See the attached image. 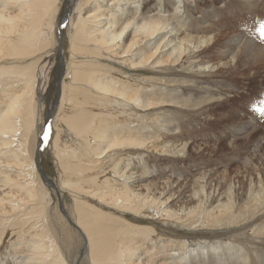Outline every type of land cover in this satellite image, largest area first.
Listing matches in <instances>:
<instances>
[{
  "label": "bare ground",
  "instance_id": "1",
  "mask_svg": "<svg viewBox=\"0 0 264 264\" xmlns=\"http://www.w3.org/2000/svg\"><path fill=\"white\" fill-rule=\"evenodd\" d=\"M61 1L0 0V258L6 240L17 244L28 221L45 214L53 189L60 195L69 190L74 197L77 215L75 220L68 217L87 239L81 261L88 247L90 264H264V170L257 169L254 156L246 158L252 170L243 195L227 177L226 189L212 186L210 175L202 171L191 188H179L178 180H163L159 189L146 182L149 176L168 175L186 156L187 143L178 147L176 141L168 145L162 140L171 126L179 127L178 116L187 107L198 106L193 96L199 93L189 81L202 89L199 75L234 69L235 64L264 69V0H221L220 7L219 0H170L173 13L162 11L166 0H72L67 73L53 110L52 155L59 172L54 181L46 176L43 182V157L35 161L34 152L36 140L44 137L40 108L47 84L42 86L38 71L39 63L50 57L54 61L60 48L55 26ZM238 21L243 29L228 38L223 24ZM209 76L205 83L214 81ZM217 93L221 91H212ZM249 125L244 123L245 130ZM260 139L253 142L254 152L264 150V136ZM153 156L168 163L150 168ZM140 160L143 171L133 167ZM79 195L94 201L78 200ZM175 203L180 204L173 207ZM179 225L194 236L181 234ZM201 225L219 231L250 226L248 232H259L254 238L262 244L251 251L248 237L238 231L223 245L205 244L196 237ZM52 227L30 234L31 244L24 247L30 253L15 252L21 264H70L58 245L46 240ZM72 264H78L76 257Z\"/></svg>",
  "mask_w": 264,
  "mask_h": 264
},
{
  "label": "rangeland",
  "instance_id": "2",
  "mask_svg": "<svg viewBox=\"0 0 264 264\" xmlns=\"http://www.w3.org/2000/svg\"><path fill=\"white\" fill-rule=\"evenodd\" d=\"M166 1H167L166 4L164 5L162 4V11H164L165 13L167 12L173 13L171 1L170 0H166ZM61 2H62L60 7L61 9L57 14L58 22L56 23L55 26V28L58 29V34H59L58 40L60 43L59 45L60 48L59 50L57 49L56 51L54 61H52L50 57L47 59V60L50 59L47 63L46 60H43L39 63L40 71L38 72H40L39 76L42 74L41 75L42 76L41 79L43 80L42 86H45V84H47L45 86L43 105L40 108L41 115L42 112L44 115L43 116L44 128L47 124V119L49 117L50 112H52L53 110L55 111L56 109L54 108V100L57 95V81L61 71H63L64 73L63 77L67 73L68 61L66 60H68L69 58V55L67 54H70L69 52L70 42L67 31V25L69 24L68 20L70 19V17H72L73 14L72 7L74 8V5L71 4L72 0L71 1L62 0ZM222 4L223 2L221 0H219L216 3L218 7H220L219 5ZM220 9H224V8H220ZM142 10L144 11L146 9L142 8ZM199 15H201V13L197 12L196 16ZM223 15H225V13ZM61 18H64L63 21L66 20L65 21L66 23L62 26V29L60 30L59 33V24ZM227 25H228L227 29L225 31L223 30V32L227 34L228 38L229 36H231L232 32L243 29L242 21L223 24V28ZM211 55H213V52L211 53ZM35 56L36 55H34V57ZM37 57L40 59L39 54H37ZM110 64L111 65L116 64L115 66L120 65L113 61H110ZM41 67L43 68L42 70ZM233 68L234 69H230L227 71H225L227 68H223L224 71H220L217 74L214 73V75L210 74L211 76L207 75L209 76L208 77L209 79L212 78L214 80L213 82L211 81L213 86L211 85V82L205 83L207 76H203V75H199L196 78L197 81L203 80V82H200L201 84L200 86L204 87L202 89L194 87L193 81H189L188 86H191V88H193L194 93L195 92L199 93L197 96H193V99H196L195 101H199L198 106L194 110H190V108L187 107V109L189 110L188 111L185 110L186 112H183L182 115L178 116L179 127L171 126L172 129L169 127V129L171 130L166 132L165 138L162 140L163 144H168V145L176 141L175 144L176 145L178 144V147L181 146V143L183 144L187 143L186 153H185L186 156L184 155L185 157L182 158L184 159L183 161L180 160L181 162L180 161L176 162L178 165H175L174 171L169 172L168 175H155V176H149L147 178L146 182L155 183V185H153L155 189H159V187L162 186L163 183L161 182L163 180H167L170 182L172 181L174 183L177 182L178 180V183L180 184L179 188L180 187L191 188L194 185L193 183L196 181L198 176H200L202 173H208L211 178L209 179V181H212L213 184L212 186L219 184L220 186L222 185L225 186L223 187L222 190L226 189L227 185H224L225 183L224 177H227L228 183H233V185L235 183L236 186L237 185L239 186V184H241L240 188L237 186V190H240V194L243 195L244 193L242 190L246 191L247 188H249L250 186L249 181H247L249 180L248 171L252 170L250 166L245 164L246 161L252 156H254L252 161L254 164H257V169L262 171L264 170L263 167L264 150H261L259 152H254L253 150V142L261 140L260 139L261 136H264V96H263L264 69L260 67H256L255 69H253L252 67L247 68L245 67L244 64H239L237 67L235 64ZM45 76L46 78H44ZM172 77L173 78H171V80L173 81L181 82V80H183L181 79L180 76L179 78L177 76H172ZM181 83L188 84V82H181ZM175 84L178 86H185L177 82ZM210 88L213 91V93H215V90H219L221 91V93L212 94ZM188 90L190 89H187V91ZM218 95H222V96L220 97V99L215 100L214 97L215 96L218 97ZM54 116L52 117V121H51V126L49 131L50 133H48L44 143L40 145L41 142L39 143L36 140L37 145L34 152V160L38 162L41 159V157H43V164H39V170L41 165L42 166L41 170L43 173H41V171L38 170L39 173H41L39 177L43 182L46 176L54 181V178H56L59 172L58 166L53 160V155H52L53 147L51 144L53 137L56 133V127L55 125H53ZM37 117H38V122H40L42 117L41 116L39 117V113L37 114ZM172 119L174 120V118ZM222 119L224 120L222 121ZM232 120L234 123L231 122ZM249 121H250V125L245 130L243 125L244 123L249 124ZM135 125L136 123L132 124L131 127ZM262 140L264 142V139ZM247 147H250L249 149L250 151L245 150ZM18 148L19 147H15V149ZM133 156H136V154H133ZM146 156L149 157L148 154ZM77 158L78 156H76V158L73 159H77ZM155 160H157L158 162H155ZM133 161L136 160L133 159ZM140 161L141 162H136V164L133 167L138 169V171H143L145 169L143 165L144 163L142 160ZM148 161L150 163L149 165L150 168L155 167L156 165L161 166L163 164H166L165 162H167L164 161V158L162 159L157 158V156H153L149 158ZM170 166L172 167V164H170ZM170 166H168L167 169L171 168ZM147 170L148 172L151 171V169H147ZM224 170L226 171L224 172ZM251 175L252 176L255 175L254 177L257 176L256 173L254 174V172H251ZM184 177L185 179L183 180ZM220 177L222 180L220 179ZM240 179L242 180V182L240 181ZM263 179H264V175H263ZM22 181L24 180H21V182ZM100 185L101 184H96L93 186L98 187ZM50 190L53 193H52V201L47 206V210L45 212L47 217H45V214L43 212L31 218L28 221V223L25 225V227L22 228L19 236L20 240L16 241L17 244H12L6 240L5 244L7 246L6 248H3L4 250H2V256H4V259H2L3 257L0 258L3 260V261L1 260L0 264H21L20 261L22 259L20 258L21 256L19 257V255L27 256L30 253L29 250L24 249V247H27L29 244H31L30 234L35 235V233L38 231L39 228L42 227L45 228L47 224L53 226L52 227L53 230H52V235H50V237H48L46 240L51 246L58 245L64 256L67 258V260H69L70 264H72L75 257L78 259V264L79 261L80 263L84 261L83 264L91 263L90 254L92 253V250L90 252L88 250V247L85 253V260L82 261L80 260L82 254L84 253L85 246H87V239L82 234V232L78 231L74 225H71L72 223L70 221V218L68 217L71 214L70 216H72L73 217L72 219H74L75 216L77 215V213L73 209L75 200L72 195V192L66 190L63 193V195H60L57 193V191H54L53 189ZM190 193L191 191L188 190L185 193V195H183L181 202L186 201L187 196H189ZM82 196L83 195H79L81 199L78 200L81 201L86 200ZM220 196L221 197L215 196L214 199L223 198L222 195ZM86 201H94V200H86ZM180 203H175L172 205L173 207H176ZM243 204L244 203L241 202L242 206ZM6 205H8V203ZM130 216L137 220H144L143 217L141 216H135L131 214ZM10 226L11 228L14 227L13 224H11ZM139 226L148 227V224L139 225ZM167 226L176 228V226L172 223H168ZM179 226H180L179 231L180 232L182 231L181 234H187L189 235V237L194 236L190 231L191 229L189 230V228L186 226H181V225ZM198 228L199 229H197V227L192 228V230L197 229L196 237L202 239L200 240L201 242L207 241V243L205 244L208 243L221 244V243H225V241L228 240L230 241L232 239L231 237L235 236L234 233L237 231L241 232L242 234H246L245 236H247L249 240L247 242V245H249L248 246L249 248H252L251 251L255 247L257 248L262 244L260 240L255 239L260 236L259 232H253V231L250 233L248 232L249 230L247 229L250 228V226H248V228L242 227L241 229L231 228L228 231H219L218 229L221 228H215V229L207 228L206 225H201ZM23 230H25V232H22ZM12 231H14V234L20 232L19 230H12ZM8 232L11 231L8 230ZM139 236L141 235H136L134 236V238H139ZM218 239L221 240V242ZM148 244L150 245V242L145 243L142 248L147 247ZM188 244L194 245V243L191 242H189ZM16 247L18 248V250H16L17 249ZM189 247H193V246H189ZM261 248H262L261 250H264V247ZM16 251L19 254L18 255L19 258H16L15 255Z\"/></svg>",
  "mask_w": 264,
  "mask_h": 264
},
{
  "label": "water",
  "instance_id": "3",
  "mask_svg": "<svg viewBox=\"0 0 264 264\" xmlns=\"http://www.w3.org/2000/svg\"><path fill=\"white\" fill-rule=\"evenodd\" d=\"M62 26H63V24L59 26V33H60V30L62 29ZM63 74H64L63 71H61L59 78H58V81H57V95H56V98L54 100V108L57 107V105L59 103V99L61 97V83H62V79H63ZM53 116H54V111L50 112L49 117L47 119V124L45 126V131L43 133V136L45 137V139L47 138V135L50 131V126H51V121H52ZM44 137L41 140L40 145H42L44 143V141H45Z\"/></svg>",
  "mask_w": 264,
  "mask_h": 264
},
{
  "label": "snow or ice",
  "instance_id": "4",
  "mask_svg": "<svg viewBox=\"0 0 264 264\" xmlns=\"http://www.w3.org/2000/svg\"><path fill=\"white\" fill-rule=\"evenodd\" d=\"M44 139H45V137H44Z\"/></svg>",
  "mask_w": 264,
  "mask_h": 264
}]
</instances>
